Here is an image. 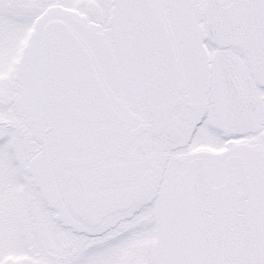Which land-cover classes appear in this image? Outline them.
<instances>
[{
    "label": "snow or ice",
    "instance_id": "1",
    "mask_svg": "<svg viewBox=\"0 0 264 264\" xmlns=\"http://www.w3.org/2000/svg\"><path fill=\"white\" fill-rule=\"evenodd\" d=\"M0 264H264V0H0Z\"/></svg>",
    "mask_w": 264,
    "mask_h": 264
}]
</instances>
